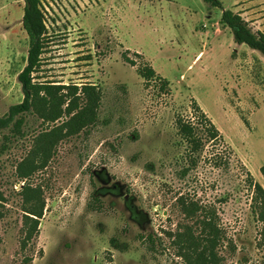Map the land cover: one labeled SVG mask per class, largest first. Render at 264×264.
Masks as SVG:
<instances>
[{
  "label": "rangeland",
  "instance_id": "1",
  "mask_svg": "<svg viewBox=\"0 0 264 264\" xmlns=\"http://www.w3.org/2000/svg\"><path fill=\"white\" fill-rule=\"evenodd\" d=\"M220 2L41 0L46 34L33 81L65 87L59 96L67 87L97 86L101 102L97 122L61 141L30 180L41 187L45 209L25 250V180L16 168L34 139L60 122L44 123L32 111L20 116L19 136L0 131V264H190L185 233L191 230L201 251L208 215L219 233L217 264H264L262 205L253 187L264 188V57L237 44L221 22L231 10L264 34V0ZM23 14L24 0H0V117L24 99L18 75L30 39ZM145 64L169 81L167 90L138 74ZM194 102L223 142L199 128L206 142L191 155L175 120L195 121ZM94 198L101 210L88 208Z\"/></svg>",
  "mask_w": 264,
  "mask_h": 264
},
{
  "label": "trees",
  "instance_id": "2",
  "mask_svg": "<svg viewBox=\"0 0 264 264\" xmlns=\"http://www.w3.org/2000/svg\"><path fill=\"white\" fill-rule=\"evenodd\" d=\"M215 8H221L220 0H204ZM23 27L27 32L30 45L28 50L27 65L18 75V81L22 85L24 99L21 103L10 107L8 113L0 117V131L12 128L14 135L22 132V115L34 111L44 123H56L59 125L51 130L40 133L35 139L32 149L27 156L18 164L16 168L17 176L25 180L22 187L21 196L23 205V237L21 240L22 250L38 237L40 233V221L44 216L45 200L43 191L39 185L32 186L30 180L35 174L43 171L50 159L54 148L64 139L78 135L83 130L93 126L98 119V110L101 102V92L97 86L83 85L67 87L68 93L59 96L56 91H62L65 87H52L33 81V73L40 66L41 55L44 50V35L46 26L41 8V0H24ZM221 22L230 29L234 40L239 45H246L252 50L258 51L264 57V34H255L243 20V18L231 10H224ZM140 56V55H138ZM124 60L136 66L126 53ZM138 74L146 81H157L163 91L168 89L169 81L159 76L150 65H143L138 68ZM63 109V106L66 105ZM195 121L177 116L175 126L181 139L189 146L190 154L195 155L204 147L205 140L197 136L198 129L201 128L210 140L220 143L223 136L211 118L197 104L193 103ZM62 118H66L60 121ZM195 163V160H193ZM264 178V166L260 169ZM186 172V171H185ZM186 174V173H185ZM255 194L260 197L262 208L259 212V221L264 224V188L259 183L253 185ZM182 200V199H181ZM5 198L0 193V221L4 217ZM182 202V201H181ZM263 203V204H262ZM91 210H101L99 198L88 205ZM182 208L187 214H193L195 210L191 204L182 203ZM187 210V211H186ZM200 210V209H199ZM209 214V213H207ZM209 216V215H208ZM205 216L201 224L206 235L202 250L197 251L199 242L193 240L191 230L185 233L184 242H188L186 249L192 251L191 254L182 253L185 259L190 260V264H217L218 259L214 249L218 242L217 225L211 218ZM149 241L152 237H148ZM153 243V242H152ZM32 259L26 260L30 263Z\"/></svg>",
  "mask_w": 264,
  "mask_h": 264
},
{
  "label": "crops",
  "instance_id": "3",
  "mask_svg": "<svg viewBox=\"0 0 264 264\" xmlns=\"http://www.w3.org/2000/svg\"><path fill=\"white\" fill-rule=\"evenodd\" d=\"M263 113H264V110H263ZM253 122H255L254 119H253Z\"/></svg>",
  "mask_w": 264,
  "mask_h": 264
}]
</instances>
